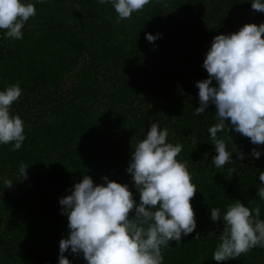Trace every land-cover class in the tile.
I'll return each mask as SVG.
<instances>
[{
	"label": "trees",
	"instance_id": "trees-1",
	"mask_svg": "<svg viewBox=\"0 0 264 264\" xmlns=\"http://www.w3.org/2000/svg\"><path fill=\"white\" fill-rule=\"evenodd\" d=\"M31 2L36 15L25 23L23 39L0 30V90L19 82L22 95L11 112L23 119L26 135L19 150L0 144V264H59V241L70 232L59 199L85 174L97 184L105 176L128 184L139 203L126 169L154 122L169 129L168 142L183 144L177 159L188 162L197 186L191 200L197 228L162 247L163 264H264V247L236 260H212L223 222L210 220L211 207L222 216L235 200L259 205L264 219L257 195L264 145L235 130L218 133L233 161L216 168L208 131L217 122L215 105L194 115L196 82L208 77L202 64L213 38L259 25L264 12L251 0H151L120 20L111 3L98 0ZM146 33L162 38L149 42ZM21 162L29 166L24 179ZM5 180L13 181L10 188ZM64 255L71 264H87L82 253Z\"/></svg>",
	"mask_w": 264,
	"mask_h": 264
},
{
	"label": "clouds",
	"instance_id": "clouds-1",
	"mask_svg": "<svg viewBox=\"0 0 264 264\" xmlns=\"http://www.w3.org/2000/svg\"><path fill=\"white\" fill-rule=\"evenodd\" d=\"M42 2V0H37ZM111 3L120 20L129 19L151 0H98ZM251 7L264 12V0H251ZM36 15L31 0H0V30L10 39H23L25 23ZM149 42L162 34L146 33ZM202 67L208 77L196 82L199 104L194 115L215 105L217 122L208 131L215 146L212 163L221 168L233 161L225 138L218 133L235 130L249 137L256 145H264V22L244 24L239 31L216 35L208 49ZM215 81V85H213ZM19 82L0 90V144H12L21 149L26 139L24 121L11 112L12 104L22 95ZM169 129L158 122L151 123L144 138L131 153L126 171L131 174L139 193L134 199L128 184L103 177L105 183H94L83 175L71 194L59 199L61 214L68 217L67 238L59 241V264H71L64 255L83 254L87 264H163L162 247L178 244L197 228L196 213L191 203L197 186L187 161L177 159L183 144L168 142ZM235 153L243 160L244 153ZM252 156L259 159L261 151L253 148ZM29 166L21 162L19 173L27 177ZM230 174L236 169H229ZM261 187L257 195L264 200V171H259ZM7 188L13 184L5 180ZM134 211V215L130 213ZM210 220L222 221L212 260H236L255 247H264V219L260 207L250 209L240 200L227 206L221 216L219 207H211ZM197 233L195 239H199Z\"/></svg>",
	"mask_w": 264,
	"mask_h": 264
},
{
	"label": "rangeland",
	"instance_id": "rangeland-1",
	"mask_svg": "<svg viewBox=\"0 0 264 264\" xmlns=\"http://www.w3.org/2000/svg\"><path fill=\"white\" fill-rule=\"evenodd\" d=\"M66 81H67V83H69L71 81V79H67Z\"/></svg>",
	"mask_w": 264,
	"mask_h": 264
}]
</instances>
